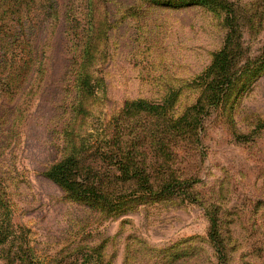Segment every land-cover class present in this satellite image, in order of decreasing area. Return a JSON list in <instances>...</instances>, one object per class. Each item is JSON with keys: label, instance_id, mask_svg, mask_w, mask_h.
Segmentation results:
<instances>
[{"label": "rangeland", "instance_id": "374dc122", "mask_svg": "<svg viewBox=\"0 0 264 264\" xmlns=\"http://www.w3.org/2000/svg\"><path fill=\"white\" fill-rule=\"evenodd\" d=\"M29 1L23 14L9 1L20 12L0 25L33 65L0 82V226L13 233L0 264H264V0ZM229 31L230 84L209 105L196 78ZM139 100L164 109L124 111ZM69 140L108 199H125L84 204L43 176ZM120 148L146 181L121 183Z\"/></svg>", "mask_w": 264, "mask_h": 264}, {"label": "trees", "instance_id": "16d2710c", "mask_svg": "<svg viewBox=\"0 0 264 264\" xmlns=\"http://www.w3.org/2000/svg\"><path fill=\"white\" fill-rule=\"evenodd\" d=\"M9 1L16 3L19 8H23L20 14L24 13L25 6H27L30 2L29 0H0V25L4 20L7 12H20L14 4L10 5ZM229 32L230 33L227 35L224 47L212 56V61L209 67H207V69L196 78L198 81L203 82V84L206 85L204 90L205 98L203 100L209 105H213L216 101H218L221 89L229 87L230 84L231 75L229 74V72L231 68L229 69V67L232 64L233 58L236 54V49L239 48L237 46L239 44L237 42H234V32ZM15 36L16 30L7 32V43L0 44V82L3 91L12 89L11 81L13 77H16L18 73L26 70V68H28L27 72H30L33 67V65L31 64L24 65L23 63L20 64L17 61L18 54L14 52V50L17 48L18 43L14 42ZM0 40H2V38H0ZM89 46L90 45L87 42L82 44L80 46V51L78 54L79 62H77V76L75 79L76 82H79V85H77V87L80 90L77 95L79 101L78 105L83 103L85 97L84 95L88 90L82 72L84 63L86 61L83 59L90 51ZM19 78L21 77L19 76ZM90 91L93 95V88ZM171 96H173V94H171ZM203 100H197L196 103L186 112V114H184L182 118H185L189 111L197 112L198 110H200L203 107L201 105L203 103ZM164 103L165 105H167L169 101L167 102L164 100ZM125 109L127 111L137 109L155 113L158 109L164 108L163 105H150L145 101L139 100L126 103V105L124 106V111L127 113ZM80 147H82L83 149L88 148L86 146ZM78 149L79 147L77 148L75 143L72 140H69L66 146L65 154L61 157L60 160H58L45 172H43V176L51 182L55 183L65 192L71 194L73 198H76L84 204L102 206V208H105L108 206L109 202H112V200H116V202L119 203L121 200L125 199V196L121 195L119 188H117L118 194H115L112 199H108V195L105 194L104 187H102L100 184L99 176H97V174L93 172V169L91 167H81L80 162L77 159V155L79 153ZM116 163L118 164L119 172L123 175L121 177H125L124 180H120L121 183H124V181H143L148 178L139 167V165L135 163L134 157H131L128 153L122 154L121 148L119 150V154L117 155ZM141 190L144 192V194H146L149 193L148 191H150V188L145 187ZM135 194H137V192L133 191L131 196H135ZM4 207H6V205L2 200L0 192V208ZM1 215L2 214L0 213V216ZM5 215L6 214L4 213L3 217ZM12 234V231L0 226V245L5 244Z\"/></svg>", "mask_w": 264, "mask_h": 264}]
</instances>
